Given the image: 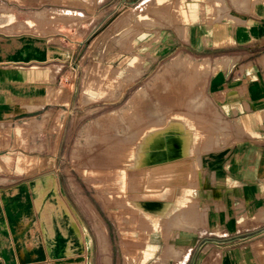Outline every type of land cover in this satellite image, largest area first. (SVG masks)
<instances>
[{"label": "rangeland", "instance_id": "rangeland-1", "mask_svg": "<svg viewBox=\"0 0 264 264\" xmlns=\"http://www.w3.org/2000/svg\"><path fill=\"white\" fill-rule=\"evenodd\" d=\"M131 1L107 20L100 34L80 46L74 78L79 93L62 117L65 131L50 142L54 153L46 152L52 155L47 160L58 167L53 176L59 184L50 193L66 201L80 225L85 251H92L93 264H174L173 258L185 249L178 244L193 242L197 234L224 236L225 228L240 234L238 223L254 213L251 202L237 205L240 200L227 193L229 176L221 179L212 172L211 156L232 142L224 136L232 124L227 105L217 107L207 83L213 72L235 59L232 55L244 54L245 60L256 63L264 54V28L254 12L264 0H157L138 13L145 0ZM51 8L33 12L40 30L52 25L59 31V23L70 27L80 21L81 32L83 14L78 18L72 12H47ZM216 22L230 30L231 43L211 39L205 45L192 39V32L199 37ZM70 80L69 75L65 82ZM230 99L235 101L233 95ZM35 121L38 147L45 140L44 126ZM157 128L161 131L154 132ZM143 138L149 145L147 182L132 186L126 167ZM157 140L160 152L154 155ZM183 229L195 232L181 239ZM163 236L171 244L166 246L168 256L157 255V245L165 250ZM240 240L248 245L246 261L251 262L252 238ZM192 257L199 264L205 255L198 249Z\"/></svg>", "mask_w": 264, "mask_h": 264}, {"label": "crops", "instance_id": "crops-1", "mask_svg": "<svg viewBox=\"0 0 264 264\" xmlns=\"http://www.w3.org/2000/svg\"><path fill=\"white\" fill-rule=\"evenodd\" d=\"M258 2L254 7L256 21L264 28V1ZM131 3V0H0V264H93L92 251H85L80 225L66 201L58 193H50L59 184L53 176L58 167L47 157L54 153L50 142L54 134H59V140L65 131L62 117L68 115L79 93L74 78L82 42L93 40L111 16ZM44 8H51L47 10L50 13L72 12L78 18L83 14V29L80 32L79 21L70 27L59 23V31L52 25L40 30L33 12ZM184 32L183 25L181 38ZM191 37L205 45L211 39L225 45L233 38L220 22L207 26L199 37L192 32ZM262 56L253 63L252 58L245 60L244 54L232 55L235 59L213 72L207 83L217 107L224 109V104L227 105L226 115L232 124L224 134L232 142L211 156L212 172L221 179L229 176L227 193L240 200L237 205L251 202L254 213L238 223L237 227L242 228L238 230L240 234L225 228L222 231L226 233L221 231L224 236L210 232L209 235L216 236L201 238L197 234L193 242L178 244L182 238L186 239L185 234L195 232L183 229L177 244L185 249L173 258L174 264H198L190 258L198 249L205 255L199 264H205L214 252L219 257L212 264H264ZM69 75L72 80L65 82ZM231 95L235 98L233 102ZM34 119L44 126L45 140L38 147L40 139L36 138L38 126ZM35 171L44 174L28 178L27 174ZM241 237L252 238L251 262L246 261L248 245L240 242ZM162 240L165 250L162 252L157 245V255L168 256L169 238L163 236Z\"/></svg>", "mask_w": 264, "mask_h": 264}, {"label": "bare ground", "instance_id": "bare-ground-1", "mask_svg": "<svg viewBox=\"0 0 264 264\" xmlns=\"http://www.w3.org/2000/svg\"><path fill=\"white\" fill-rule=\"evenodd\" d=\"M155 1H157V0H145L137 9H136V12L138 13V12H143V11H145V9H146V7H148L147 5H149L150 3H153V2H155ZM181 29V28H180ZM181 31V34H182V29L180 30ZM89 75H90V79H91V81L92 82H94L95 80H94V73H92L91 71L89 72ZM140 121V120H139ZM183 127V126H182ZM158 129V128H157ZM173 129H175V128H173ZM186 130V129H185ZM159 131H161V129H158V130H155L154 132H159ZM178 131H181V130H178ZM153 132V133H154ZM173 132H174V130H173ZM176 132V131H175ZM184 132V131H183ZM186 132H188L187 130H186ZM186 132H185V135H186ZM192 132V131H191ZM168 133H170L171 134V132L169 131ZM181 133H182V131H181ZM190 133V132H189ZM187 134V135H189V136H191V138H192V135H190V134ZM159 135V134H158ZM167 135V134H166ZM171 135H174V133L173 134H171ZM182 135V136H181ZM180 135V137H183L184 135L183 134H181ZM149 136V135H148ZM151 136H152V134H151ZM160 136V135H159ZM162 136H163V134H162ZM164 136H165V134H164ZM168 136L169 137H172V136H170L169 134H168ZM168 136H166V137H168ZM154 137V136H153ZM156 137H158V136H156ZM161 137V136H160ZM159 137V138H160ZM179 137V138H180ZM155 138V137H154ZM197 138V137H196ZM147 139V138H146ZM146 139L144 140V138L143 139H139L138 140V142H142L141 144H140V146L139 145H136L135 146V149H134V152H135V154H134V156L133 157H131L130 159H129V162H128V164H127V167H126V176L128 177V178H130V184L132 185V186H136V185H138V184H142V186H143V183H144V181H146L145 179L147 178L145 175H144V172H146V170L149 168L148 167V160H147V157H148V155H149V152H148V150H149V145L146 143ZM153 139V138H152ZM155 139H157V138H155ZM181 139V138H180ZM184 139V138H183ZM190 139V138H189ZM188 139V140H189ZM182 140V139H181ZM191 140H193V138L191 139ZM191 140H189V141H191ZM167 141V140H166ZM165 141V142H166ZM184 141V140H183ZM188 141V142H189ZM164 142V143H165ZM150 143V142H149ZM152 143V142H151ZM150 143V144H151ZM169 143V142H168ZM173 143V142H172ZM175 143V142H174ZM191 143V142H190ZM176 144V143H175ZM183 144V143H182ZM189 144V143H188ZM167 145V144H166ZM189 146V145H188ZM187 146V147H188ZM193 146V145H192ZM162 147V146H161ZM164 147V146H163ZM162 147V148H163ZM181 147V146H180ZM153 150L154 151H152L151 153L152 154H154V155H156L158 152H160L159 151V149H160V144H159V140H157L155 143H154V145H153ZM189 148V147H188ZM187 148V149H188ZM182 149H183V147H182ZM181 149V150H182ZM194 149V148H193ZM167 150V149H166ZM189 150V149H188ZM136 151L137 152H139L138 154H136ZM133 152V153H134ZM183 152V151H182ZM181 152V153H182ZM153 155V157H155ZM167 155H168V153H167ZM179 155V154H178ZM182 155H184V154H182ZM181 155V156H182ZM180 156V157H181ZM150 157V156H149ZM152 157V156H151ZM178 157V156H177ZM148 159H150V158H148ZM153 159V158H152ZM154 160V159H153ZM169 160V159H168ZM172 160V159H171ZM170 160V161H171ZM173 160H176V159H173ZM152 162H154V161H152ZM151 162V163H152ZM156 162H158V161H156ZM153 164V163H152ZM134 165H136L137 167H134ZM156 165V164H155ZM177 165V164H176ZM152 166V165H151ZM125 167V166H124ZM153 168V167H152ZM150 170V169H149ZM150 173V172H149ZM147 182V181H146ZM145 184V183H144ZM141 186H139V188H140ZM185 188V187H184ZM177 189H180V188H177ZM181 190V189H180ZM147 191V190H146ZM145 191V192H146ZM178 191V190H177ZM179 192V191H178ZM140 195V194H139ZM165 195V194H164ZM179 194H177V196H178ZM141 196V195H140ZM176 196V197H177ZM162 197H164V196H162ZM135 198H136V196H135ZM141 199H144V198H141ZM161 199H163V201H164V199L165 198H161ZM137 200V199H136ZM148 200V199H147ZM147 200H145V201H147ZM144 201V202H145ZM167 201V200H166ZM165 201V202H166ZM149 202V201H148ZM174 202H175V199H174ZM165 204V203H164ZM170 205H171V203H170ZM141 206V205H140ZM144 207H145V205H144ZM140 208H142V207H140ZM170 209V208H169ZM161 210V209H160ZM171 211V210H170ZM171 213V212H170ZM157 217H158V215H156ZM160 216V215H159ZM161 217V216H160ZM141 219V218H140ZM252 222V221H251ZM259 222V221H258ZM183 256V255H182ZM219 257V255L216 253V252H214V253H212V255L206 260V264H211L212 263V261H214V259L215 258H218ZM181 260H182V258H181ZM124 264H129L128 262H125ZM131 264V263H130ZM154 264H160V263H154Z\"/></svg>", "mask_w": 264, "mask_h": 264}]
</instances>
